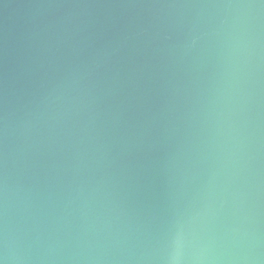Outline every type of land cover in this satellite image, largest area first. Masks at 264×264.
I'll return each mask as SVG.
<instances>
[{
  "label": "water",
  "instance_id": "obj_1",
  "mask_svg": "<svg viewBox=\"0 0 264 264\" xmlns=\"http://www.w3.org/2000/svg\"><path fill=\"white\" fill-rule=\"evenodd\" d=\"M0 264H264V0H0Z\"/></svg>",
  "mask_w": 264,
  "mask_h": 264
}]
</instances>
